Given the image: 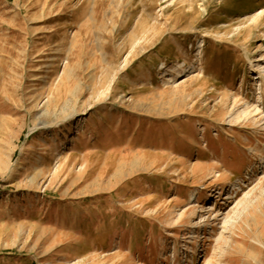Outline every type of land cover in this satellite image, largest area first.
<instances>
[{
  "label": "rangeland",
  "instance_id": "obj_1",
  "mask_svg": "<svg viewBox=\"0 0 264 264\" xmlns=\"http://www.w3.org/2000/svg\"><path fill=\"white\" fill-rule=\"evenodd\" d=\"M262 55L264 0H0V264H264Z\"/></svg>",
  "mask_w": 264,
  "mask_h": 264
},
{
  "label": "bare ground",
  "instance_id": "obj_2",
  "mask_svg": "<svg viewBox=\"0 0 264 264\" xmlns=\"http://www.w3.org/2000/svg\"><path fill=\"white\" fill-rule=\"evenodd\" d=\"M260 59H264V55H262V56H260ZM259 61H261V60H259ZM260 75V74H259ZM261 76V75H260ZM263 79H264V76H263ZM253 111H256V108H253ZM250 114H251V111H247V110H244V111H242V116H244V117H248V116H250ZM193 196V194L191 195V197ZM195 198V197H194ZM194 200V199H193ZM210 210V209H209Z\"/></svg>",
  "mask_w": 264,
  "mask_h": 264
}]
</instances>
